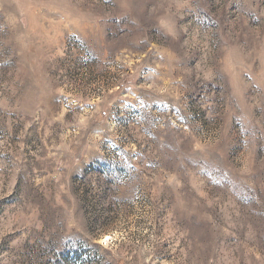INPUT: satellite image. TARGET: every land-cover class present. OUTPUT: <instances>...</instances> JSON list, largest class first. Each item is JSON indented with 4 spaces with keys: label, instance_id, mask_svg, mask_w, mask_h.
<instances>
[{
    "label": "rangeland",
    "instance_id": "374dc122",
    "mask_svg": "<svg viewBox=\"0 0 264 264\" xmlns=\"http://www.w3.org/2000/svg\"><path fill=\"white\" fill-rule=\"evenodd\" d=\"M0 264H264V0H0Z\"/></svg>",
    "mask_w": 264,
    "mask_h": 264
}]
</instances>
